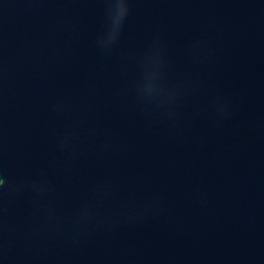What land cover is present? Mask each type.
I'll return each instance as SVG.
<instances>
[{"label":"water","instance_id":"water-1","mask_svg":"<svg viewBox=\"0 0 264 264\" xmlns=\"http://www.w3.org/2000/svg\"><path fill=\"white\" fill-rule=\"evenodd\" d=\"M0 264H264V0H0Z\"/></svg>","mask_w":264,"mask_h":264}]
</instances>
